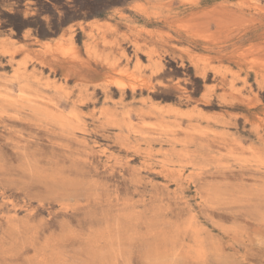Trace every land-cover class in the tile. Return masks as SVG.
Segmentation results:
<instances>
[{"label": "rangeland", "instance_id": "1", "mask_svg": "<svg viewBox=\"0 0 264 264\" xmlns=\"http://www.w3.org/2000/svg\"><path fill=\"white\" fill-rule=\"evenodd\" d=\"M1 43L0 264H264V0H0Z\"/></svg>", "mask_w": 264, "mask_h": 264}, {"label": "bare ground", "instance_id": "2", "mask_svg": "<svg viewBox=\"0 0 264 264\" xmlns=\"http://www.w3.org/2000/svg\"><path fill=\"white\" fill-rule=\"evenodd\" d=\"M0 45H3V44L1 43ZM92 46H93V45H92ZM93 48H94V47H93ZM92 50H93V49H92ZM90 51H91V50H90ZM94 51H95V50H94ZM103 54H104V53H103ZM107 56H108V55H107ZM107 56H106V57H107ZM106 57L104 58L105 60H106ZM97 58H99V57H97ZM104 59H103V60H104ZM118 81H119V80H118ZM262 167H263V165H262ZM104 238H105V236H104ZM57 263H58V262H57ZM57 263H56V264H57ZM54 264H55V263H54Z\"/></svg>", "mask_w": 264, "mask_h": 264}]
</instances>
